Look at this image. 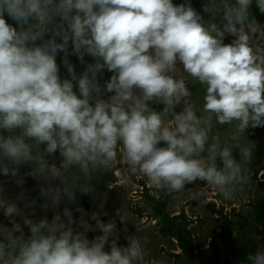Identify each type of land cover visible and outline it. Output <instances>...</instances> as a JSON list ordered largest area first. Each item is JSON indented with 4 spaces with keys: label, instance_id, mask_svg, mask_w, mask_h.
I'll return each instance as SVG.
<instances>
[{
    "label": "rangeland",
    "instance_id": "1",
    "mask_svg": "<svg viewBox=\"0 0 264 264\" xmlns=\"http://www.w3.org/2000/svg\"><path fill=\"white\" fill-rule=\"evenodd\" d=\"M164 1L120 0L117 13L106 23L127 49L115 65L121 77L116 76L113 82L91 79L84 64L58 62L54 66L57 81L63 85L71 81L81 99L94 100L86 110L94 112L102 122L97 130L101 142L113 147L119 140L118 151L110 157L102 143L89 150L64 98L60 101L52 96L48 103H41L36 94L27 90L28 108H36L41 116L33 117L30 124L25 117L18 118L27 106L22 98L14 102L15 113L9 111L10 105L0 102V136L3 130L9 131L6 149L17 138L28 139L19 147L20 153L37 146L58 145L70 167L69 178L56 195L52 220L43 222L38 229L40 215L32 216L17 208L25 196V176H10L11 155L8 163L0 160V264H69L65 248L88 240L100 248L99 264H120L110 243L112 234L135 246L120 259L125 264H239L235 258L239 251L254 242L260 244L253 217L248 214L258 195L256 180L247 169L223 165L216 144L233 150L236 142L254 127L264 130V122L254 117L255 111L264 109V26L255 28L245 23L248 0H209L205 2L204 32L190 40L178 31L172 41H167L163 30L146 27L144 17L163 7ZM226 3L233 8L228 19ZM60 9V4L41 0L35 6L36 21L31 30L37 31L43 22V36L47 17L55 18ZM73 27L81 35L87 31L79 14L73 16ZM132 38L146 44L141 57L132 47ZM147 41L154 42L153 58L145 54L150 49ZM136 50H140V44ZM169 50L178 51L169 55ZM6 85L0 72V86ZM140 93L151 101L168 102L169 93L185 96V116L205 133L197 137L189 130L176 131L172 122L163 121L161 111L141 117L124 113L121 107L143 106ZM150 134L172 142L159 166L165 185L177 187L186 180L161 212L172 217L184 210L199 248L191 256L183 253L173 257L172 250L179 249L176 240L161 234L164 221L151 216L160 206L158 166L135 147ZM33 176L42 179L43 168L35 170ZM86 193L91 194L88 210ZM209 204H214L215 210L223 206L234 222L230 247L223 249L222 240L211 241L214 230H219V215ZM238 210L243 212L241 216ZM260 252L259 264H264V247Z\"/></svg>",
    "mask_w": 264,
    "mask_h": 264
},
{
    "label": "trees",
    "instance_id": "2",
    "mask_svg": "<svg viewBox=\"0 0 264 264\" xmlns=\"http://www.w3.org/2000/svg\"><path fill=\"white\" fill-rule=\"evenodd\" d=\"M40 1L0 0V72L5 76L7 84L0 86V102L10 105L9 111L15 113L14 102L17 98H22L27 106L18 118L25 117L26 123L30 124L29 121L33 117L40 119L41 116L36 108H28V100L25 97L27 90L36 94L41 103H48L52 96L59 98L58 100L64 98V105L76 119L81 136L85 138L89 150L93 151L102 143L106 156L110 157L112 153L118 151L119 140L114 142L113 147L111 143L101 142V135L97 130L101 128L102 122L94 112L86 110V106L93 105L94 100L81 99L80 92H76L71 81L67 85L57 81V71L54 66L58 62L70 65L84 64L88 76L103 83H111L116 76L121 77V70L115 65L124 58L126 44L118 42L115 33L106 24L117 13L120 0H47L48 3L60 4L61 9L55 18L47 17L48 22L45 23L43 36L40 33L43 22L39 24L37 31L31 30L36 21L35 6ZM206 1L209 0H165L166 5L155 9L152 15L144 14L145 25L154 31L163 30L167 41H172L178 31L187 39L193 40L205 31ZM248 1L245 23L261 28L264 26V0ZM224 7L228 19L233 8L230 3H226ZM75 9L87 24V31L83 35L73 27V16L78 15L75 14ZM167 9H171L169 16ZM131 43L141 57L146 47L145 42L132 38ZM139 44L140 50H136ZM140 100L143 106L139 109L121 107L122 111L135 117L161 111L163 121L172 122L176 131L189 130L197 137L205 133L192 119L185 116L183 105L185 96L177 97L169 93L168 102L151 101L144 93H140ZM254 117L264 122V109L255 111ZM8 134L9 131L3 130L0 136V160L8 163L7 159L12 156L9 161L12 165L10 176H25V196L18 201L17 208L32 216L40 215V221L36 226L39 229L43 222L52 220L56 195L70 175L69 161L58 145L37 146L22 153L18 152L19 147L28 141L26 138H17L15 144L6 149L4 143ZM171 144L169 138L158 140L154 134H150L146 140L136 142L135 147L147 161L158 166L157 176L160 178L162 188H159L157 194L161 200H158L160 206L154 208L151 216L164 221L165 226L161 228V234L176 240L181 252H171V255L177 258L183 253L191 256L199 248L193 241L188 227L190 219L183 209L172 217L163 216L161 212V207L171 200L174 192L180 189L179 186L186 184V180H182L177 187H168L161 178L162 170L159 166L164 163ZM216 145L223 165L234 164L237 168L247 169L252 179L256 180L258 195L252 203L251 213L248 214L253 217L260 244L254 242L246 250L239 251L235 258L239 264H259L260 249L264 247V130L254 127L236 142L233 150ZM39 168H43V178L35 179L33 173ZM90 197L91 194H85L87 210L91 208ZM208 207L219 215L217 220L219 230H214L211 241L213 238L214 241L222 240L225 242L223 249L230 247L233 241V220L224 212L223 206L217 210L214 209V204H209ZM237 214L241 216L243 212L238 210ZM178 220L180 222H177ZM110 243L116 251L120 264H125L120 259L124 252L132 251L134 247L124 240L116 239L113 234ZM99 249L92 240H88L65 248V259L69 264H99Z\"/></svg>",
    "mask_w": 264,
    "mask_h": 264
},
{
    "label": "crops",
    "instance_id": "3",
    "mask_svg": "<svg viewBox=\"0 0 264 264\" xmlns=\"http://www.w3.org/2000/svg\"><path fill=\"white\" fill-rule=\"evenodd\" d=\"M169 10L171 11V9H167V12H168ZM170 15H171V14H170ZM167 16H169L168 13H167ZM176 34H177V33H176ZM183 36H184V35H183ZM147 42H148V44H149V46H150V49H148V50H147V53H145V54H146L148 57H152V58H153V57H154V56H153V53H154V51H155V50L153 49L154 42H153V41H152V42L147 41ZM176 51H178V50H175V51H174V50H169V55H176V53H177ZM148 53H149V54H148ZM168 65H169V64H168ZM168 67H169V66H168ZM166 68H167V67H166ZM171 68H172V67H171ZM171 68H170V69H171ZM147 70H148V72L150 71V69H149L148 67H147ZM153 71H154V70H153ZM152 73H154V72H152ZM134 248H135V246H134ZM172 251H173L174 253H176L177 251H179V252H177V253H180V252H181V249L179 248L178 250H172Z\"/></svg>",
    "mask_w": 264,
    "mask_h": 264
},
{
    "label": "built area",
    "instance_id": "4",
    "mask_svg": "<svg viewBox=\"0 0 264 264\" xmlns=\"http://www.w3.org/2000/svg\"><path fill=\"white\" fill-rule=\"evenodd\" d=\"M15 1H17V0H15ZM21 1H22V0H18V2H21ZM164 2H165V1H164ZM163 5L165 6L166 3H163ZM167 13H168V15H170V14H171V11L169 10ZM143 187H144V185L141 186V189H142Z\"/></svg>",
    "mask_w": 264,
    "mask_h": 264
}]
</instances>
